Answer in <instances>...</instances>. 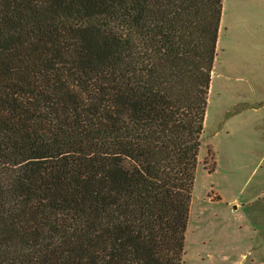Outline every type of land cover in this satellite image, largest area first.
<instances>
[{
    "label": "trees",
    "instance_id": "1",
    "mask_svg": "<svg viewBox=\"0 0 264 264\" xmlns=\"http://www.w3.org/2000/svg\"><path fill=\"white\" fill-rule=\"evenodd\" d=\"M223 0H0V264H182Z\"/></svg>",
    "mask_w": 264,
    "mask_h": 264
},
{
    "label": "rangeland",
    "instance_id": "2",
    "mask_svg": "<svg viewBox=\"0 0 264 264\" xmlns=\"http://www.w3.org/2000/svg\"><path fill=\"white\" fill-rule=\"evenodd\" d=\"M182 264H264V0H223Z\"/></svg>",
    "mask_w": 264,
    "mask_h": 264
},
{
    "label": "bare ground",
    "instance_id": "3",
    "mask_svg": "<svg viewBox=\"0 0 264 264\" xmlns=\"http://www.w3.org/2000/svg\"><path fill=\"white\" fill-rule=\"evenodd\" d=\"M219 37V36H218ZM213 72V71H212ZM211 81H212V77H211ZM211 83V82H210Z\"/></svg>",
    "mask_w": 264,
    "mask_h": 264
},
{
    "label": "crops",
    "instance_id": "4",
    "mask_svg": "<svg viewBox=\"0 0 264 264\" xmlns=\"http://www.w3.org/2000/svg\"><path fill=\"white\" fill-rule=\"evenodd\" d=\"M221 26V25H220Z\"/></svg>",
    "mask_w": 264,
    "mask_h": 264
}]
</instances>
